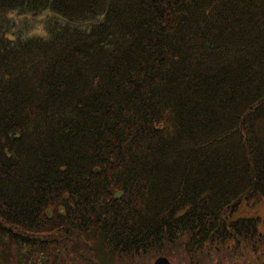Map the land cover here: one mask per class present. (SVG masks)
I'll return each instance as SVG.
<instances>
[{
	"label": "trees",
	"instance_id": "16d2710c",
	"mask_svg": "<svg viewBox=\"0 0 264 264\" xmlns=\"http://www.w3.org/2000/svg\"><path fill=\"white\" fill-rule=\"evenodd\" d=\"M259 202L264 0H0V264H264Z\"/></svg>",
	"mask_w": 264,
	"mask_h": 264
},
{
	"label": "rangeland",
	"instance_id": "374dc122",
	"mask_svg": "<svg viewBox=\"0 0 264 264\" xmlns=\"http://www.w3.org/2000/svg\"><path fill=\"white\" fill-rule=\"evenodd\" d=\"M42 20H44L43 17H37L34 19L28 16L27 17L16 16L15 21L17 22V26L15 30L17 28H21L23 29L22 31L23 34L34 35L33 33H35L36 35H42L43 34L42 32L44 31V22H42ZM22 21L27 23V25L24 24L23 26L19 27L21 25L20 22ZM263 213H264V203L262 202L254 203V204L245 203L238 211L239 216H256V215L261 216L263 215Z\"/></svg>",
	"mask_w": 264,
	"mask_h": 264
},
{
	"label": "water",
	"instance_id": "95a60500",
	"mask_svg": "<svg viewBox=\"0 0 264 264\" xmlns=\"http://www.w3.org/2000/svg\"><path fill=\"white\" fill-rule=\"evenodd\" d=\"M120 195H121L120 192H115L114 197H115V198H118V197H120ZM48 216H50V212H48Z\"/></svg>",
	"mask_w": 264,
	"mask_h": 264
}]
</instances>
